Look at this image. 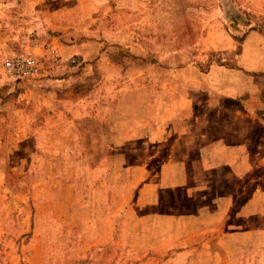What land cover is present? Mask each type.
I'll return each mask as SVG.
<instances>
[{
  "label": "rangeland",
  "instance_id": "1",
  "mask_svg": "<svg viewBox=\"0 0 264 264\" xmlns=\"http://www.w3.org/2000/svg\"><path fill=\"white\" fill-rule=\"evenodd\" d=\"M34 2L0 0V63L7 56L33 54L41 64L45 56L40 51L46 44L53 45L51 38L59 33L43 30L41 13L36 10L41 8L51 14L59 11L65 18L69 10L70 15L82 21L80 28L93 31L92 38L106 49L105 55L117 61L116 69L105 75L116 78L118 87L129 88L134 108L138 104L145 109L146 105L160 102L166 108L173 99L183 102L187 89L182 82L187 77L197 80L192 85L196 95L215 92L203 86L211 82L209 77L214 82L219 80L213 82L214 86L225 87L227 92L234 91L228 89L229 81L244 89L243 82L250 73H204L217 66L235 71L237 55L250 32L258 37L246 40L248 58L256 57L258 48L264 57V0H37L33 5ZM221 38L230 40V49H217ZM4 78L0 69V111H27L26 99L19 97L23 90L16 87L17 82L12 85ZM252 78L264 88V73H253ZM247 97L224 103H239ZM261 114L259 117L264 119ZM26 124H20L17 133L7 130L11 127L6 128L0 121V264H160L154 258L161 257L155 253L161 247L155 243L161 228L167 226L159 220L157 226L156 219L147 220L140 211H131V202L122 203L130 197L117 198L111 209L120 208L119 211L108 212L107 205L98 202L95 182L77 180L73 166L50 162L46 156L48 140L43 133H33V127ZM168 125L175 129L182 124L171 121ZM255 142L263 146L264 133ZM161 160L162 153L148 161L147 168L156 169ZM263 173L264 167L260 175ZM243 187L242 194L232 199L229 212L213 224L218 232L224 226L234 231L245 217H234L247 196L246 184ZM162 196L168 205L166 210L173 212L175 202L170 193ZM177 205L179 212L186 210L183 198L177 199ZM110 215L111 222L107 220ZM184 223L192 228L191 221L185 220L181 226ZM189 231L179 229L177 234L183 237ZM252 240L251 235H241L229 243L226 248L233 261L228 259L224 264H264V240L258 244L255 238ZM141 255L145 257L140 259ZM208 264L219 263L212 259Z\"/></svg>",
  "mask_w": 264,
  "mask_h": 264
},
{
  "label": "crops",
  "instance_id": "2",
  "mask_svg": "<svg viewBox=\"0 0 264 264\" xmlns=\"http://www.w3.org/2000/svg\"><path fill=\"white\" fill-rule=\"evenodd\" d=\"M36 11L41 13L43 30L59 33L51 38L56 54L52 56L46 48L40 51L45 57L34 79L16 83L4 78L23 90L19 97L28 105L23 112L0 111V121L11 127L7 130L18 133L19 125L26 122L33 133H43L48 140L47 159L73 166L77 180L95 182L98 202L107 205L108 212L119 211L111 209L117 198L130 197L122 203L131 202V211H140L147 220L156 219L157 226L158 220L167 226L161 228L155 243L161 247L155 252L161 257L154 258L160 264H208L212 259L224 264L233 261L226 246L241 235H251L257 244L264 240V173L260 175L264 145L255 142L264 133V119L259 117L261 112L264 115V88L252 78L253 73H264V57L258 48L256 57L248 58L246 42L258 36L254 32L246 35L235 71L217 66L204 73H250L244 89L229 81L226 85L234 91L227 92L225 87H215L209 77L211 82L203 86L215 92L196 95L192 85L197 80L187 77L182 82L187 89L183 102L173 99L166 108L163 102L134 108L129 88L118 87L116 78L105 75L117 63L92 38L93 31L80 28L82 21L69 10L66 18L59 11ZM230 48L229 39L217 41V49ZM246 94V100L239 103H224ZM171 121L182 125L172 129ZM161 153L156 169H148V161ZM245 184L247 196L234 212L236 220L245 217L238 221L235 232L224 225L218 232L213 224L229 212L232 199L242 194ZM165 193L175 202L171 213L162 198ZM179 197L186 203L183 213L177 209ZM185 220L191 221L192 228L186 223L181 226ZM179 229L191 232L180 237ZM214 231L217 235H211Z\"/></svg>",
  "mask_w": 264,
  "mask_h": 264
},
{
  "label": "built area",
  "instance_id": "3",
  "mask_svg": "<svg viewBox=\"0 0 264 264\" xmlns=\"http://www.w3.org/2000/svg\"><path fill=\"white\" fill-rule=\"evenodd\" d=\"M45 48L51 55L56 54V49L46 44ZM40 62L33 54H16L5 57L0 63V69L5 78L12 82H21L34 79L39 71Z\"/></svg>",
  "mask_w": 264,
  "mask_h": 264
},
{
  "label": "trees",
  "instance_id": "4",
  "mask_svg": "<svg viewBox=\"0 0 264 264\" xmlns=\"http://www.w3.org/2000/svg\"><path fill=\"white\" fill-rule=\"evenodd\" d=\"M238 54V53H237ZM115 61V60H114ZM115 62H117V61H115Z\"/></svg>",
  "mask_w": 264,
  "mask_h": 264
}]
</instances>
